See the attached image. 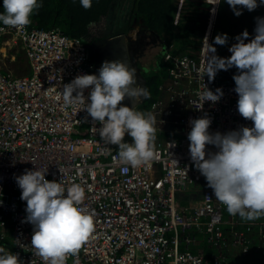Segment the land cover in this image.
<instances>
[{
    "label": "built area",
    "instance_id": "1",
    "mask_svg": "<svg viewBox=\"0 0 264 264\" xmlns=\"http://www.w3.org/2000/svg\"><path fill=\"white\" fill-rule=\"evenodd\" d=\"M0 27V248L18 253L22 264H51L31 246L34 227L24 220L26 201L14 178L37 167L48 169L49 180L79 184L81 206L93 217V231L65 264H248L256 244L264 246V219L229 214L189 151L192 118L207 114L209 131L222 133L253 123L239 113L235 82L222 70L202 79L204 40L194 55L176 56L167 45L168 76L146 111L156 119L155 158L132 166L83 108L89 88L63 102L64 84L90 73L88 45L60 28ZM207 27L210 43L212 23ZM22 51L31 70L24 77L6 67ZM205 85L223 95L201 107Z\"/></svg>",
    "mask_w": 264,
    "mask_h": 264
},
{
    "label": "clouds",
    "instance_id": "2",
    "mask_svg": "<svg viewBox=\"0 0 264 264\" xmlns=\"http://www.w3.org/2000/svg\"><path fill=\"white\" fill-rule=\"evenodd\" d=\"M221 0H211L218 5ZM43 0H3L0 25L23 29ZM84 8L92 0H80ZM236 15L243 8L249 11L264 0H227ZM242 6V7H238ZM216 11L213 7L212 12ZM4 28L0 27V31ZM255 35L247 40L245 29L229 47L230 56L216 54V44L227 43V33L217 34L214 43L204 38L205 63L202 79H214L217 71L235 66V92L238 93L239 113L253 123L226 132L209 131L211 117L207 114L190 119L189 151L195 166L212 188L215 198L226 206L229 214L251 221L264 216V16L256 18ZM137 69L123 59L104 60L98 73H82L64 84L62 98L70 105L76 96L89 88L83 108L93 120L99 121L100 137L109 145H117L118 158L132 166L146 164L155 158L156 119L151 112L120 103L126 96L134 100L149 93L137 84ZM223 95L221 87L214 91L205 85L199 93L201 107L205 100L212 103ZM132 139L124 140L125 134ZM206 145H214L215 152ZM47 168L25 170L14 178L26 201L24 220L33 227L31 246L38 254L49 258L51 264H65L68 254H77L93 231L92 215L81 206L84 190L73 183L66 186L60 179L46 178ZM2 203V200H0ZM0 264H22L18 253L0 248Z\"/></svg>",
    "mask_w": 264,
    "mask_h": 264
},
{
    "label": "trees",
    "instance_id": "3",
    "mask_svg": "<svg viewBox=\"0 0 264 264\" xmlns=\"http://www.w3.org/2000/svg\"><path fill=\"white\" fill-rule=\"evenodd\" d=\"M121 1L92 0L91 7L84 8L80 0H43L42 6L31 16L30 25L44 29L60 28L65 34L81 39L90 47L96 38L106 34L110 24L115 23L117 19L114 9L118 8ZM195 3L197 2L194 0H132V21L158 34L163 40L161 46H172L171 52L174 55L185 53L194 55L201 49L207 21L202 15L200 5L195 6ZM2 4L3 0H0V11H3ZM191 5L195 7L192 9ZM225 5L228 8L224 10ZM260 16H264V5H259L251 11L243 8L241 14L236 15L227 0H222L218 21L212 34V43L217 34L227 33L228 40L223 45H215L216 54L222 57L230 56V45L236 42L238 34L245 29L249 32L246 39H252L255 35L256 18ZM159 54H163L164 61V53ZM19 60L24 61V58L20 57ZM169 65L167 63L166 69L161 66L160 72L154 69L152 81L148 85L147 99L153 95L148 107L158 96L159 86L168 76ZM237 71V68L232 71L230 78L233 79ZM224 72L229 74L227 70ZM183 200H185L183 203H187L191 198L185 195Z\"/></svg>",
    "mask_w": 264,
    "mask_h": 264
},
{
    "label": "flooded vegetation",
    "instance_id": "4",
    "mask_svg": "<svg viewBox=\"0 0 264 264\" xmlns=\"http://www.w3.org/2000/svg\"><path fill=\"white\" fill-rule=\"evenodd\" d=\"M194 1L197 2L195 3V6L200 5L201 9L203 10L202 15L207 19L206 25L210 22L212 23L214 32L215 25L218 21V13L221 9L222 0L218 5H212L211 1L209 0ZM195 6L191 5L192 9ZM213 7H215L216 9L214 13L212 12ZM226 7L228 8V6L225 5L224 10ZM131 20L132 11L130 12L129 17L125 23H121L122 20L121 22H113L108 26V31L104 36L101 37L100 35L91 43V47H94V50L93 54H90L89 58L90 73H98L99 67L106 59H123L129 61L132 66L136 67V82L139 85L144 82L145 88L148 92V85H150L152 81L151 79L153 78V74L152 72L148 71L147 56L150 54L149 49L156 48V38H158V34L144 29L142 27V24L138 30L131 31L133 30L131 27H129ZM133 23L134 25L136 24L135 21ZM120 36H124L125 39H122L123 37ZM158 39L161 42L163 41L160 37ZM103 40H105V42L101 43V41ZM96 43L98 44L94 46ZM222 72L225 76L230 78L231 72H229V74L224 72V70H222ZM142 78L144 79V81L142 80ZM131 100L132 98L126 96L120 103L130 105ZM144 101L145 100H143V102Z\"/></svg>",
    "mask_w": 264,
    "mask_h": 264
},
{
    "label": "rangeland",
    "instance_id": "5",
    "mask_svg": "<svg viewBox=\"0 0 264 264\" xmlns=\"http://www.w3.org/2000/svg\"><path fill=\"white\" fill-rule=\"evenodd\" d=\"M209 1H211V0H209ZM131 8H132V0H122L121 3L119 4L118 8L114 9V13H116V19H117L115 22H121V20H122L121 23H125L126 20L129 17V14L131 12ZM135 25H134L133 21L131 20L130 26H129V27H131L133 29L131 31H134V30L136 31L137 30L136 27H138V26H137V24H135ZM247 40H250V39H246V42H247ZM229 54L231 55L230 51H229ZM21 55L23 56L24 61H17V62H14L13 64L8 62L7 65H6V67L9 68V69H12L16 75H18L19 73H22L23 69L25 67L26 68L28 67V63H27V60L24 57V52L23 51H22ZM147 61H149V60L147 59ZM167 63L168 62L165 59L163 61V54H156L152 58V61L150 62V64L148 65V71L153 73L154 69H156L157 71L160 72L161 71V66L166 69ZM235 69H236V67L233 66V67L228 68L227 71L228 72H232V71L234 72ZM152 96L153 95L148 97V99L146 100V103H144V104H142L140 106H137V109L142 110V111L145 112L146 108L148 107L149 101L152 98ZM260 219H264V217L260 216L259 218L255 219V220H260ZM255 247L258 249L257 250L258 252L255 253L254 257L261 258V262H264V246L260 247L258 244H256Z\"/></svg>",
    "mask_w": 264,
    "mask_h": 264
},
{
    "label": "crops",
    "instance_id": "6",
    "mask_svg": "<svg viewBox=\"0 0 264 264\" xmlns=\"http://www.w3.org/2000/svg\"><path fill=\"white\" fill-rule=\"evenodd\" d=\"M136 24H137V26L138 27H136L137 28V30L141 27V25L139 24V23H137L136 22ZM209 24V23H208ZM208 24L206 25V28L204 29V33H203V40H204V36H205V33H206V30H208L207 28V26H208ZM136 26V25H135ZM135 31V30H134ZM212 34H213V25H212V29H211V39H210V43H212ZM158 38H159V36H158ZM158 38H156V48H153V49H149V51H150V54L147 56V59L149 60L148 61V65L150 64V62L152 61V58L156 55V54H159L160 52H164V48H166L167 46L166 45H164V46H161V41L158 39ZM161 42V43H160ZM20 57H23L22 55H20L19 56V58L18 59H20ZM25 57V56H24ZM17 61H20V60H17ZM16 61V62H17ZM26 68V67H25ZM24 68V69H25ZM159 90V89H158ZM160 94V91L158 92V95ZM149 108V107H148ZM148 108H146V109H148ZM248 264H264V262H261V258H258V257H254V256H252L251 257V259L249 260V262H248Z\"/></svg>",
    "mask_w": 264,
    "mask_h": 264
},
{
    "label": "water",
    "instance_id": "7",
    "mask_svg": "<svg viewBox=\"0 0 264 264\" xmlns=\"http://www.w3.org/2000/svg\"><path fill=\"white\" fill-rule=\"evenodd\" d=\"M120 37H123V38H125L124 36H120ZM105 42V40H103V41H101V43H104ZM98 43H96L94 46H96ZM93 50H94V47H91V45H90V47H89V56H90V54L92 55L93 54ZM165 50H166V48H164V52L163 53H165ZM142 80L144 81V79L142 78ZM143 85H144V82L142 83ZM140 85V86H143V85ZM144 87H145V85H144ZM148 96V95H147ZM147 96H145V97H140V98H138V100L136 101V100H134V99H132L131 100V103H130V105L129 106H133V105H135V106H137V105H139L141 102L143 103V100H146L147 99ZM140 99V100H139Z\"/></svg>",
    "mask_w": 264,
    "mask_h": 264
},
{
    "label": "bare ground",
    "instance_id": "8",
    "mask_svg": "<svg viewBox=\"0 0 264 264\" xmlns=\"http://www.w3.org/2000/svg\"><path fill=\"white\" fill-rule=\"evenodd\" d=\"M206 37V36H205ZM122 39H125V38H122ZM21 55V54H20ZM20 55H18L17 57H16V59L14 60V61H9V63H11V64H13L14 62H16L17 60H19L18 58H19V56ZM24 56H25V54H24ZM25 59L27 60V58H26V56H25ZM27 63H28V61H27ZM29 71V72H28ZM27 72V73H26ZM31 73V70H30V67H29V63H28V67L27 68H25V69H23V73L22 74H20L19 76H27V75H29ZM143 103H140L139 105H137V106H140V105H142ZM137 108V107H136ZM146 111H147V109H146ZM145 111V112H146Z\"/></svg>",
    "mask_w": 264,
    "mask_h": 264
}]
</instances>
